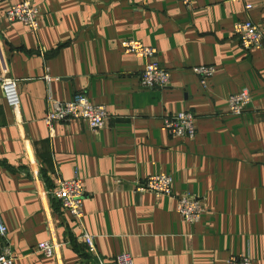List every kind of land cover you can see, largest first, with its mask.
<instances>
[{"label": "crops", "instance_id": "0c3cea01", "mask_svg": "<svg viewBox=\"0 0 264 264\" xmlns=\"http://www.w3.org/2000/svg\"><path fill=\"white\" fill-rule=\"evenodd\" d=\"M21 1H0V74L18 80L21 104L10 107L0 87V222L15 264L99 263L51 195L58 175L82 178L85 230L107 264L124 253L136 264H228L241 255L264 264V0H249L250 11L238 0H30L38 32L5 19ZM238 20L261 29L262 47L240 44ZM129 38L157 48L169 85L141 86L145 60L124 51ZM200 65L217 68L206 87L194 72ZM245 88L252 102L232 115L228 97ZM78 92L107 105V125L50 129L47 98L66 102ZM184 110L197 117L193 140L163 126L166 113ZM168 173L174 196L137 191ZM186 192L207 206L197 224L178 212L176 197ZM49 224L65 243L59 260L36 252Z\"/></svg>", "mask_w": 264, "mask_h": 264}, {"label": "built area", "instance_id": "2783aa9c", "mask_svg": "<svg viewBox=\"0 0 264 264\" xmlns=\"http://www.w3.org/2000/svg\"><path fill=\"white\" fill-rule=\"evenodd\" d=\"M3 1V0H0ZM190 7L194 0H180ZM244 3V8L248 11L252 8L249 0H238ZM5 19L9 22H20L27 25L34 32H38L41 26V15L39 8L30 0H23L14 4L5 11ZM233 33L240 44L247 50L260 48L263 46V33L261 29L251 20H238L234 23ZM121 46L127 53H134L145 60V68L140 76L141 86L145 89L154 87H166L170 84V72L157 59L158 50L156 47L145 45L142 41L129 38L121 41ZM1 57V56H0ZM4 69V68H3ZM217 68L213 65H200L194 68V72L199 77L205 87L209 79L215 75ZM45 80L50 83L52 77L47 73ZM0 87L3 89L5 101L14 110L21 108L18 80L4 72L0 74ZM229 111L232 115L243 114L251 104L252 97L248 89H242L236 94L228 97ZM48 111L44 116V121L50 129L56 122L70 123L72 121L86 120L93 130L104 128L107 125L109 111L105 104H94L83 92L74 95L71 101H58L51 95L47 98ZM197 117L192 111L184 110L178 113H166L163 118V126L171 135L178 138L195 139L197 137L196 127ZM36 182L41 179L37 171L32 172ZM137 191L153 192L157 196H174L173 177L171 174H152L142 182L137 183ZM51 195L60 202L61 207L68 211L73 220L84 229L82 238L90 250L95 253L98 264H107L105 260L96 253L94 238L85 230L84 225V200L87 192L84 188L83 180L79 175L72 179H66L60 175L56 177L55 186L51 190ZM177 209L185 222L197 224L207 211L206 204L189 192L176 197ZM50 238L39 243L36 252L45 257H55L60 259V252L65 243H61L56 235L54 226L50 225ZM8 228L0 222V237L3 239L0 249V264H15L16 255L11 246L7 243ZM116 264H136L128 253L120 254L116 258ZM228 264H253V260L241 255V257L231 256Z\"/></svg>", "mask_w": 264, "mask_h": 264}]
</instances>
